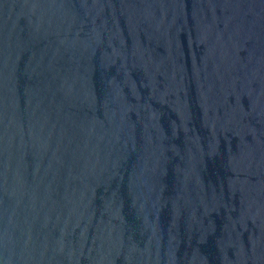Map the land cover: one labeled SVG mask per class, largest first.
<instances>
[{
    "label": "water",
    "instance_id": "1",
    "mask_svg": "<svg viewBox=\"0 0 264 264\" xmlns=\"http://www.w3.org/2000/svg\"><path fill=\"white\" fill-rule=\"evenodd\" d=\"M0 264H264V0H0Z\"/></svg>",
    "mask_w": 264,
    "mask_h": 264
}]
</instances>
